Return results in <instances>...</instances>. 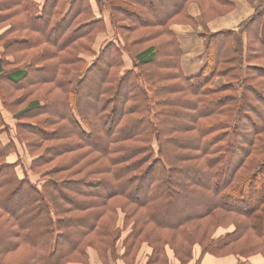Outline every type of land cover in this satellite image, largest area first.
I'll list each match as a JSON object with an SVG mask.
<instances>
[{
  "label": "trees",
  "instance_id": "16d2710c",
  "mask_svg": "<svg viewBox=\"0 0 264 264\" xmlns=\"http://www.w3.org/2000/svg\"><path fill=\"white\" fill-rule=\"evenodd\" d=\"M191 1L0 0V264H264L262 11L184 76Z\"/></svg>",
  "mask_w": 264,
  "mask_h": 264
},
{
  "label": "rangeland",
  "instance_id": "374dc122",
  "mask_svg": "<svg viewBox=\"0 0 264 264\" xmlns=\"http://www.w3.org/2000/svg\"><path fill=\"white\" fill-rule=\"evenodd\" d=\"M211 2L212 0H206V2ZM230 2H232L234 5H233V7H231V8H229L228 9V5L227 6H225V5H222V4H218V6H216V7H219L220 9L219 10H214V11H212V12H209L210 13V17H209V14H208V16H206L207 14H205L204 12H202L200 9H199V7H198V5H197V3L195 2V1H191V2H189L188 4H187V12H188V14L191 16V18H193L194 19V21H195V27H193L190 23H172L171 25H170V28H171V30L175 33V35H176V39H177V42H178V45H179V49H180V51H181V56H182V53H183V51H182V47H181V43H180V40H179V38H178V36H177V33H176V31L174 30V27L176 26V25H185V26H188L189 28H191V29H193V30H195V31H198V28H199V30H201L200 28H204L205 29V22H208V21H210V20H213L214 18H216V17H218V16H221V15H224V14H227V13H229V12H231L234 8H235V3L233 2V1H231V0H229ZM258 1V0H257ZM259 1H261V0H259ZM191 4H194L197 8H195V12H194V15H193V13L190 11V9H189V7H190V5ZM214 4V3H213ZM257 11H262L261 13V20H260V26H259V30H258V33H259V39H260V41H261V43L264 45V38H263V36H262V25L264 24V0L263 1H261V2H259V4H256L255 5V7H254V10H253V12L250 14V15H248L246 18H248V17H251V18H253L254 17V15H255V13L257 12ZM215 13V14H214ZM245 18V19H246ZM245 19H243L239 24H238V26L236 27V28H225V29H231L232 31H233V35H232V40H231V42H233V38H238V30L241 28V26H242V22L245 20ZM126 24H128L127 22H121L119 25H126ZM222 30V29H221ZM218 31H220V30H218ZM215 32H217V31H215ZM215 32H211V33H205V32H197L198 33V36H199V38H201V40L203 41V48H204V52H205V56H206V51H205V49H206V45H205V40L203 39V37L200 35L201 33L202 34H205V35H208V34H212V33H215ZM245 32V31H244ZM104 38V35L103 34H99L98 36H97V38H96V40L94 41V43H93V49H96L97 47H98V45L101 43V40ZM242 41H243V50L245 49V45H246V33H243L242 34ZM234 45V44H233ZM250 51H255V49H252V50H250ZM257 51V50H256ZM243 53V55H245V52H242ZM88 57H89V55H88ZM205 59H206V57H205ZM204 59V60H205ZM215 59H213V61H214ZM213 61H212V64L214 65V63H213ZM203 63H205V61L203 62ZM180 64H181V59H180ZM261 64H263V61L262 60H259L258 59V56H257V58H256V60L255 61H253V62H249V63H247V62H242V67H241V74H242V76H244L245 75V73H246V68H247V66L249 65V66H260ZM204 64H202V66H203ZM228 65H233V61H231V62H229L228 63ZM220 66V65H219ZM219 66H218V68H219ZM11 68L12 67H7V72H9L10 70H11ZM202 68V67H201ZM201 68L199 69V71L196 73V74H198L199 72H200V70H201ZM181 70H182V73H183V75L184 76H186L185 74H184V72H183V69H182V65H181ZM194 75V74H193ZM79 76H80V73L79 72H77L76 70H72L71 71V73L68 75V79H69V81H70V83H71V87L72 88H76V84L78 83V79H79ZM190 76V75H189ZM227 83H229V81L224 77V75L223 74H221V73H217V75L214 77V79H213V81H212V83H211V89H213V90H216V89H219L220 87H222V86H224V85H226ZM87 95L88 94H86V93H84L82 96H80V98H79V100H84V99H86V97H87ZM18 141L21 143L23 140H21L20 138H18ZM24 143V142H23ZM26 157H27V155H26ZM25 157V155H23L22 156V161H24V163L26 164V165H28V157L26 158ZM25 165V166H26ZM120 248L122 247V243H121V245H118ZM194 249V248H193ZM192 248H191V250H190V254L192 255V256H195L196 255V253H197V249H194L193 250ZM90 251V253H91V260H90V264H91V262H92V264H93V258H95L94 257V254H95V252L92 250V249H90L89 250ZM146 251V252H145ZM148 254V252H147V250H144V249H142V250H140L139 252H138V254H137V257L135 258V262H134V264H144L145 263V261L147 260V255ZM246 261V260H245ZM96 262L97 263H99L98 262V260H96ZM241 264H243V262H241Z\"/></svg>",
  "mask_w": 264,
  "mask_h": 264
},
{
  "label": "crops",
  "instance_id": "0c3cea01",
  "mask_svg": "<svg viewBox=\"0 0 264 264\" xmlns=\"http://www.w3.org/2000/svg\"><path fill=\"white\" fill-rule=\"evenodd\" d=\"M235 3V8L224 15L218 16L213 20L205 22V29L195 31L185 25H176L174 30L180 40L182 47L181 65L183 72L186 76L196 74L202 67L205 61V52L203 48V41L199 38L197 32L211 33L225 28H236L238 24L250 15L256 4L263 1L257 0H231ZM197 8L194 4H191L189 9L193 13ZM262 36L264 38V24L262 25ZM120 245V243L118 244ZM146 250V248H143ZM146 252V251H145ZM120 247L117 246V257L110 261V264H122L119 258ZM93 264H99L96 262L97 258L94 254ZM91 260V253H90ZM99 262V261H98ZM92 264V262H91Z\"/></svg>",
  "mask_w": 264,
  "mask_h": 264
}]
</instances>
